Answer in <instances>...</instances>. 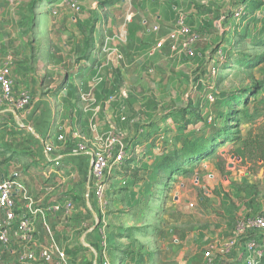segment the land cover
<instances>
[{
    "label": "crops",
    "instance_id": "0c3cea01",
    "mask_svg": "<svg viewBox=\"0 0 264 264\" xmlns=\"http://www.w3.org/2000/svg\"><path fill=\"white\" fill-rule=\"evenodd\" d=\"M32 1L0 0V65L2 67L10 58L15 94L32 96V105L26 110L17 111L11 104H5L0 111V178L17 176L26 187V195L17 199L16 207L19 212L31 213L36 253L50 243L46 230L49 225L70 264H247L245 245L248 237L237 239V244L224 252L225 245L236 239V223L242 218L236 219L235 213L242 215L247 210L248 217H264V168L256 175L237 164L238 158L246 160L243 142H229L217 147L213 154L193 167H185L187 172L176 177H169L168 172L160 168L162 162L157 163L164 157H174L187 140L211 138L212 127L222 123L229 113L228 92L211 102L208 101L210 91H207L209 113L204 119L205 127L185 132L189 135L173 155L159 149L161 139L158 138L167 134L161 126L153 125L143 131L140 126L143 122H135L130 127L128 123H122L123 129L130 133V139L123 140L131 155L137 156L125 169L134 168L135 162L136 166H158V173L154 171L150 178L156 174L166 177L160 179L158 187L156 185L157 191L170 188L172 185L168 184L177 182L180 176L182 181H189L187 175L196 169L194 187L199 188L201 196L193 189L186 192V199L188 194L192 196L191 201L196 203L198 212L184 221L173 216H158L151 210L145 212L146 194L140 196L136 206L133 199H127L129 195L125 198L123 194L115 193L111 205L114 213L108 214L109 200L103 205L89 186L91 155H74L71 148L76 141L98 145L115 112L124 122L126 115L135 113L138 120L144 118L142 115L156 111L152 97L166 98L168 103L164 107H171L170 113L190 111L188 106L182 107L185 104H200L204 85L210 84V71L217 61H224L217 56V51L225 52V48H230L228 40L234 47L236 32H241L249 23L251 13L261 12L264 5L259 0L91 1L89 11L84 9L77 19L71 17L69 20L75 47L81 51L89 36L88 29L92 30L90 52L87 58H79L71 66L61 64L62 71L55 75L60 82L52 83L51 80L57 79L50 76L54 65L50 64L59 54H56L57 43L52 39L56 30L49 21L57 15L53 6H58L60 1L51 2L45 13H39V7L32 10ZM32 11L36 12L34 30L28 29ZM181 19L200 35L193 46V54L182 49L184 37L176 43L169 39ZM60 26H67L65 19ZM155 27L158 30H154ZM47 33L50 37L45 40L43 36ZM161 41L163 47L157 48ZM62 43L63 49L70 51V41ZM174 46L176 50L172 49ZM18 48L21 52L16 53ZM115 50L122 58L110 52ZM10 52H14L13 55ZM229 52L233 53L232 50ZM239 56L230 54L231 61L238 63ZM108 97H113L110 106L105 105ZM217 99L219 103H216ZM191 115L192 110L188 114L189 124L195 117ZM167 124L168 132L187 131L189 125L182 127L173 119ZM254 127L255 124L242 123L236 130L245 138ZM61 134L64 141L58 139ZM146 138H157V149L150 147L152 141H145ZM49 146L53 148L52 154L45 151ZM141 148L147 151L141 153ZM229 149L233 150L229 154L233 163L228 161L220 169L219 159L227 155ZM112 171L108 172L110 181L105 184L106 198L110 183L109 188L120 180L128 183L130 179L129 175L116 178ZM147 179L133 182L129 188L138 187L141 191V187L147 186ZM184 186L186 184H180V190ZM179 193L175 201L181 200ZM159 199L157 196L156 200ZM66 202L73 203V211H52L53 207ZM124 202L130 210L122 215L118 212ZM132 206L136 209L133 216ZM258 234V249L264 250V232ZM205 248L206 253L208 248H218L216 252L223 254L221 260L224 261L205 260L201 253ZM12 250L25 252L27 247L13 237L9 248L0 244V264H21ZM257 257L255 253L254 258ZM260 263L264 264V258Z\"/></svg>",
    "mask_w": 264,
    "mask_h": 264
},
{
    "label": "rangeland",
    "instance_id": "374dc122",
    "mask_svg": "<svg viewBox=\"0 0 264 264\" xmlns=\"http://www.w3.org/2000/svg\"><path fill=\"white\" fill-rule=\"evenodd\" d=\"M50 3H47V0H33L31 3L32 6V10L33 8L35 9L36 7H39V13H45L44 11H47L48 6L52 5V3H57L59 2L57 5L58 6H53L54 11H57V15L56 16H52L51 20L49 21V24H52V29L54 28L55 34L53 32V41H55L56 44V54H59V57L55 56L54 61L55 62H51L50 66H52V70L49 72L50 76H53L54 78H58L55 77V75L59 72L62 71V65L65 63V67H67L68 65H72L73 63L75 64L76 60L81 58L83 56V53L81 50H79V48L75 47V41H73L74 35L73 32L71 31V29L73 28L72 24L69 22V20L71 19V17H73V19H77L78 15L74 14L68 6V3H70L72 0H49ZM91 1H96V0H80L81 2V11H83L84 9L86 11H89L90 5H91ZM88 2L89 4L86 5V8L84 7L85 3ZM259 3H261V5H264V0H259ZM89 7V8H88ZM71 12V14L69 13V11ZM34 11H32V15L30 17V23L28 25V29L34 30L35 23H36V16H35ZM81 14V13H80ZM63 19H65V23L67 24V26H64V28H61L60 24L61 21H63ZM250 21L247 24V26L243 27V29L241 30V32H236V34L234 35V47L231 40H228L229 43V47L230 48H225V59L222 62L217 61L215 63V67L214 69H212L209 73V83L210 84H205V88L203 90V94L202 95V99H201V103L200 104H193V105H182V107H186L190 108V111H193V115H196L195 117H192L194 120L187 125V131H184L185 129H178L175 130L174 132H168L167 128H169L168 126V122H171L172 118L169 119V115H171L172 113H170V108H165L164 105H166L167 99L166 98H159V97H152V100L154 101V105H156L157 107L155 108V110L152 113H150L148 116L147 115H142L144 116V118H140L137 120L138 116L136 117L135 113L133 114V116H124V122L121 120L122 117L118 116L119 113H113L112 118L110 119V124L108 123V128L110 130L111 125H114V130H113V135L119 137L120 139H130V133H127V129H123V125L122 123H128L129 127L134 124L135 122L137 123H142L140 124V126L142 127V130L144 131L145 128L153 126V125H158L161 126V129H164V134L166 136H162L160 140V144H161V151H165L168 150L169 152H171L173 155V153L176 151V148L178 147V145L181 144L182 140L184 138H186L187 135L185 132H189L191 129H200L201 127H205L204 125V119L207 117V114L209 112L208 109L206 108L208 106L207 102H206V97H207V91L209 90L210 93L216 97V96H220L224 93H226L227 91H229L231 93L236 92L234 94H236L237 99L239 100V98H241L239 101L234 102L232 108L234 109V111H237L234 113L233 117H236L237 115H239L238 113H240V111H243L245 114L247 115H254L257 110L261 111V113L255 118L256 119V127L255 129L260 130V132L262 130H264V39L262 38L264 35V9H262L261 12L256 13L252 12L250 17H249ZM26 26V25H25ZM66 27V28H65ZM64 30L65 32H61ZM261 37L260 39H258V37ZM34 37V35H33ZM50 37L49 33H47V35H44L43 38L46 40ZM35 38H37V36H35ZM64 38V40H63ZM263 39V40H262ZM70 41L71 45H70V51L69 50H64L63 47L61 46V43L63 41ZM52 41V40H51ZM258 41H262V42H258ZM63 44V43H62ZM47 46L48 49L50 48V43L49 41H47ZM229 50H232L233 53L229 52ZM16 53L21 52V48L15 49ZM14 53V52H13ZM13 53H9L12 54ZM230 54H236V56L240 55L236 60L237 61H244L247 65H245L244 67H240L239 65H236L233 63H237V62H233L231 61L230 58ZM260 61H263L262 63H260ZM1 67V65H0ZM81 70V69H80ZM213 80V81H212ZM52 83H59L60 80H51ZM213 88L214 90H210L209 88ZM251 91L250 94L245 95V92ZM252 94V95H251ZM149 98V97H147ZM244 100H248V106L244 107L243 105V101ZM216 103H219V99L216 100ZM193 103V102H191ZM171 104H174L173 102ZM169 104V105H171ZM168 111V112H166ZM125 115V114H124ZM186 118H184V121L189 120L190 116L186 115ZM234 121V119H231ZM113 121V122H112ZM186 123V122H183ZM232 125H237L236 122H232ZM237 127V126H234ZM129 129V128H128ZM176 129V128H175ZM131 130V128H130ZM193 134V133H192ZM124 135V136H123ZM156 135V134H155ZM163 135V134H162ZM126 136V137H125ZM192 136V135H191ZM147 137V136H146ZM152 141L151 144H149L150 147H152L153 149H155L157 147L158 144V140L156 138V140L151 139V138H146L145 141ZM133 140H131L132 142ZM169 141V142H166ZM139 144V143H138ZM137 144V145H138ZM171 144V145H170ZM169 147V148H167ZM148 148V147H147ZM134 149H137V146ZM157 149V148H156ZM147 151V149L145 148H141V153H145ZM233 150L229 149L227 152V155H225L224 157H221L219 160V163L221 164H226L229 160V154L232 153ZM149 156V155H147ZM131 158V159H130ZM127 161L124 162L122 165H119L118 167H114L112 170V173L115 174L116 178H122L125 177L126 175L130 176V179L128 181V183L124 182L123 180H120V182L118 184H116L114 187H110V184L108 185V199L106 198V188H104V197L102 200L103 205L105 204L106 200H109L110 204L107 206L109 207L108 209V214L109 213H114L113 209H112V199L114 196H116L115 193L119 192L121 195L123 194L124 197L126 198L125 195H129L127 197V199H133L135 202L133 205L138 206L140 203V196L142 194H146V196H148V202L146 203V205H144V209L145 212H148L149 210H151L152 212L155 211V213L158 216H173L175 218H177L178 221H184V219L188 216H196L197 215V206L196 203L192 202V196H190V194H188V199L187 198V194L186 192L188 190H196L197 193L199 194L198 196H201V192L199 190V188L196 189V187H194L195 181L197 176L195 175L196 173V169H193V171L188 174L187 177L189 179V181L186 182V180L184 179L182 181V179L180 177H177V182L175 183H169L168 185H172L170 188L168 185V187H166V189H164L163 191H161L162 189L159 186V190L161 191H157L156 190V185L158 187V184L160 182V179L162 181V179L164 178V176L166 177V175H161V176H156L154 175L152 178H150L151 175H153L154 171L155 173L158 171V166H152L149 167L146 165L145 167H143V165H139L136 166V162L134 163V168H130L128 170H126L125 168L128 167L129 162H131L132 159L136 158L137 156L135 155H131ZM144 158H146V155L144 156ZM143 158V159H144ZM245 158H246V154H245ZM165 159L162 158L159 160V162H163ZM162 160V161H161ZM231 163H233L232 161H230ZM240 167L245 168L246 170H249L250 172H255V174L257 175L259 173V168H255V163L254 162H250L246 160L242 161L240 160V158H238V163H237ZM193 167V166H192ZM225 167V166H224ZM262 169V168H261ZM263 171V169H262ZM160 172V171H159ZM158 173V172H157ZM186 176V175H185ZM145 177H148L147 179V186H143L141 187V191L139 190V188L137 187H130V185L133 184V182H138V181H143L145 180ZM176 177V175H175ZM109 179L106 180L105 184L108 183ZM180 184H186V186L183 187V189L180 190ZM154 186V187H153ZM115 190V192H113ZM143 191V192H142ZM180 192V196L181 200L180 201H175L176 196H178V194L176 193ZM182 191V192H181ZM189 191V192H190ZM263 195V194H262ZM157 196L160 197L159 200L157 199ZM95 197V196H94ZM191 197V198H190ZM97 198V197H95ZM98 199V198H97ZM108 202V201H107ZM193 204V206H192ZM133 207V210L131 211V216H133V214L136 212V209ZM132 209V208H131ZM130 208L129 206L124 202L121 204V208L119 209V214L125 215L127 214V212H129ZM134 212V213H133ZM216 214V213H215ZM214 214V215H215ZM217 215V214H216ZM248 213L247 210L246 212H243L242 215H239L238 213H235L234 216H236V219L239 218H244V217H248ZM99 217V216H98ZM218 218H221L220 216L217 215ZM93 222V221H92ZM93 224V223H92ZM179 230V228H178ZM181 230V229H180ZM209 252L211 253L212 259L214 260V262H218V261H224L221 260L223 258V254H219L217 251V249H210L208 248ZM206 250L202 249L201 253L203 258L206 260ZM207 263V262H206Z\"/></svg>",
    "mask_w": 264,
    "mask_h": 264
},
{
    "label": "built area",
    "instance_id": "2783aa9c",
    "mask_svg": "<svg viewBox=\"0 0 264 264\" xmlns=\"http://www.w3.org/2000/svg\"><path fill=\"white\" fill-rule=\"evenodd\" d=\"M68 7L76 15L81 13L82 7L79 0H72L68 3ZM154 30H158V27H155ZM180 37H184L182 49L189 54H193V46L200 39V35L188 27L183 19L178 22L176 29L170 34L169 39L173 43H176ZM162 47L163 42L161 41L157 45V48ZM172 49L176 50V47L174 46ZM110 52L114 53L116 57L122 58L117 50ZM217 56L221 60H224L225 55L223 50H218ZM211 90L214 89L211 88ZM208 101H215V97L211 93L208 95ZM112 102L113 97H108L105 105L110 106ZM5 104H11L17 111L26 110L32 105V96L29 93L16 95L14 92L12 61L10 58H7L0 68V111ZM113 126H109L110 130L108 128V131L100 136L98 145L90 146L85 141H76L71 148L74 155H91L89 186L93 189L98 199H103L104 197L108 172L114 167L122 165L131 157V150L124 140L112 134L114 130ZM58 139L64 141V136L61 134ZM45 151L48 154H52L53 148L50 146L46 147ZM25 195L26 187L19 177L0 178V244L9 248L12 237L14 240L23 243L27 247L25 252L11 251L21 264H52L56 261H59L61 264H70L68 255L58 247L49 225H46V230L50 235V243L42 247L38 254L36 253L33 235L34 224L30 217L31 213L19 212L16 207L17 199L25 197ZM52 211L55 213L62 211L71 212L73 211V203L66 202L64 205H57L52 208ZM261 232H264V217L255 216L239 219L236 223V239L225 245L224 252H229L237 244V239L248 237L245 245L247 252L246 263L261 264L260 261L264 258V250L258 249V233ZM255 253L258 254L257 258H254ZM205 256L209 260L212 259L210 252H207Z\"/></svg>",
    "mask_w": 264,
    "mask_h": 264
},
{
    "label": "trees",
    "instance_id": "16d2710c",
    "mask_svg": "<svg viewBox=\"0 0 264 264\" xmlns=\"http://www.w3.org/2000/svg\"><path fill=\"white\" fill-rule=\"evenodd\" d=\"M89 36L86 39L85 46L82 50L83 58H87L88 53L90 52V42L93 34L92 30L88 29ZM263 61H260L262 63ZM237 65L244 67L247 65L244 61H238ZM229 96V113L226 115L225 120L222 123L216 124L212 127V137L211 138H199L196 140H187L183 144V147L174 154V157L169 156L164 159L160 164V168L168 172L169 177L175 175H183L187 171L185 167H190L193 164H198L200 161L206 159L209 155L213 154L217 147L223 146L229 142H243V149L246 154L247 161L254 162L255 168H264V130L255 129V127L250 130L245 138H242L238 129L239 125L242 123H252L256 125V117L261 113L257 110L254 115H247L243 111H240L236 117H233L234 111L232 108L234 102L239 101L237 99L236 92L227 91ZM251 91L245 92V95L250 94ZM252 95V94H251ZM243 102L244 107L248 106V100L241 101ZM191 111L184 109L177 113H172L167 116L172 118L176 123L180 124L182 127H185L189 124V120L184 121L185 116L190 114ZM196 116V115H191ZM231 119H234L231 120ZM186 122V123H183ZM232 122H236L237 125H232ZM237 126V127H234ZM257 126V125H256ZM175 158V159H174ZM127 162V161H126ZM222 164H219L220 169H222Z\"/></svg>",
    "mask_w": 264,
    "mask_h": 264
},
{
    "label": "water",
    "instance_id": "95a60500",
    "mask_svg": "<svg viewBox=\"0 0 264 264\" xmlns=\"http://www.w3.org/2000/svg\"><path fill=\"white\" fill-rule=\"evenodd\" d=\"M263 172H264V170H263Z\"/></svg>",
    "mask_w": 264,
    "mask_h": 264
}]
</instances>
